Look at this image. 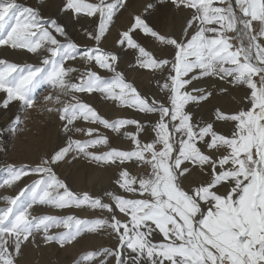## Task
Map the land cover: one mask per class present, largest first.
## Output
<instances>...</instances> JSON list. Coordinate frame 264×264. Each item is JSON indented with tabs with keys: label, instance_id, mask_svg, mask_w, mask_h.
<instances>
[{
	"label": "snow or ice",
	"instance_id": "1",
	"mask_svg": "<svg viewBox=\"0 0 264 264\" xmlns=\"http://www.w3.org/2000/svg\"><path fill=\"white\" fill-rule=\"evenodd\" d=\"M170 2L192 10L180 37L161 34L143 14H136L118 41L137 53L136 65L141 69L166 72L160 85L168 101L165 104L143 96L117 71L118 56L98 46L118 11L127 6L126 0H65L62 11L76 18H99L97 31H85L97 46L83 52L67 38L65 27L56 19H45L37 9L16 0H0V45L43 56L39 65L0 59V90L7 94L3 107L18 101L25 110L35 108L37 90L53 88L60 93L54 98L56 103H60L61 95L70 99L61 107L46 110L59 113L66 133L75 131L88 137L80 140L70 135L65 146L35 166L7 167V178L0 180V187H11L30 173L38 174L39 179L16 196L0 197L6 202L0 208V264H16L22 246L30 237L34 241L37 233L42 234L45 244L56 242L63 247L84 233L105 230L116 234L118 247L89 251L75 264H109V257H114L115 264H264V0H235V6L233 0ZM154 8L149 3L144 13ZM137 30L173 48V58L157 57L147 50L134 39ZM77 57L112 75L102 77L91 67L80 72L65 66ZM73 73H79L75 82ZM203 77H215L231 87H246L250 107L232 113L216 108L212 122L194 121L186 106L213 96V90H189L193 80ZM94 92L141 113L157 115L151 141L140 140L145 127L140 121H109L77 95ZM219 92L227 94L228 88L221 87ZM44 100L53 97L48 95ZM78 120L98 123L115 132L136 126V132L124 133L134 148L90 151L98 145L107 146L108 137L96 128L75 127ZM19 121L17 116L15 122ZM217 121L231 122L232 132L225 135L218 131L214 126ZM70 153H74L73 160L83 156L95 163L123 166L135 162L146 166L149 171L140 176L122 168L115 180L125 193L140 198L106 192L104 196L111 202H105L103 197L87 192H72L52 167ZM194 171L206 179L185 188L184 180ZM34 205L89 207L106 210L109 217L36 216L30 212ZM116 211L128 219L120 220ZM54 227L64 230L52 233ZM155 232L162 240L153 239ZM125 248L130 252L128 260L123 259Z\"/></svg>",
	"mask_w": 264,
	"mask_h": 264
},
{
	"label": "rangeland",
	"instance_id": "2",
	"mask_svg": "<svg viewBox=\"0 0 264 264\" xmlns=\"http://www.w3.org/2000/svg\"><path fill=\"white\" fill-rule=\"evenodd\" d=\"M16 2L24 7L37 9L45 19H56L59 24L65 27L67 38L80 46L81 52L85 48L97 46L96 41L89 39L85 35V31L95 32L98 30V16L76 18L71 12L62 11L65 0H16ZM107 2L112 3L114 0H107ZM126 3L127 6L118 11L113 23L98 46L118 56L117 71L122 72L125 78L133 83L143 96L150 99L154 98L167 104L166 94L160 87L166 72L160 73L141 69L136 65L137 53L127 48L126 45H120L118 41L121 38V33L128 30L132 25L136 14H143L144 18L161 34L180 37L186 22L192 16V10L183 6L177 8L171 4L170 0H165L164 3H160V0H126ZM149 3L154 4L155 8L150 10L149 13H144L145 6ZM233 4L235 6V0H233ZM216 6L224 5L217 3ZM56 35L58 39L64 40V37ZM133 37L157 57L171 60L174 56L173 48L160 45L153 38L143 35L139 30L133 33ZM0 59L19 65H39L43 56L30 53L27 49H13L8 45H0ZM65 66L75 67L80 72H83L87 67H91L92 70L98 72L102 77H110L112 75V73L100 69L95 64L93 66L86 65L80 57L75 60H68ZM78 75L79 73H73L71 79L75 82ZM192 87L213 90V96L208 101L200 103L190 102L186 106V111L193 115L194 121L212 122L216 108L232 113L239 109L250 107L246 99L249 95V90L246 87H231L226 82L219 81L215 77H203L193 80L189 90ZM221 87H227L228 93H220L219 89ZM37 93L36 107L25 110L18 101L10 102L7 108L3 107V101L7 98V94L0 90V180L7 178L6 169L8 166H35L40 163L42 158L50 157L56 150L67 144L70 135L73 139L84 140L88 138L84 133L75 131L66 133L63 127L64 122L59 119V113L46 110L47 108L61 107L70 97L61 95V101L58 104L54 99L57 95H60L57 90L45 86L38 89ZM48 95H51L53 100L45 101L44 97ZM77 95L82 101L92 105L102 117L109 121L121 118L140 121L145 126L144 131L140 133L142 142H150L153 138L152 129L158 119L157 115L144 114L131 107L123 106L117 101L106 99L98 92ZM17 116L20 117L18 124L15 122ZM214 126L225 135H229L234 127L231 122L220 121L215 122ZM75 127L84 129L89 127L96 128L99 134L108 137L109 144L107 146L98 145L90 149V151L102 153L112 147L122 150H132L134 148L132 140L124 135L125 132H136L137 129L134 125L125 126L120 132H115L98 123L78 120ZM96 135L94 133L93 137ZM72 155L74 153H70L63 162L52 165L57 177L64 181L72 192L78 195L87 192L93 197H103L105 202H111L108 197L104 196L106 192L126 195L129 198H140L132 197L131 194L125 193L116 185L115 180L118 178V173L122 168H127L133 175L140 176L149 171L146 166L138 165L135 162H126L123 166L95 163L83 156L73 160ZM37 179H39L38 174L30 173L11 187H0V197L16 196L21 189ZM204 179H206L205 176L194 171L183 183L185 188H187L196 181ZM5 206L6 202L0 199V208ZM30 212L36 216L74 215L78 218L89 219L109 217V213L106 210H93L89 207L57 209L52 206L34 205ZM115 214L122 221L128 219V217L118 211ZM63 230V227H54L50 231L57 233ZM153 239L158 242L162 240V236L155 232ZM117 247V236L111 230L84 233L75 241L63 247L56 242L45 244L42 234L37 233L34 241L30 237L29 242L22 246L21 253L16 258V264H75L82 254L89 251L103 248L116 249ZM129 255V250L127 248L123 249V259L128 260ZM109 264H115L114 257H109Z\"/></svg>",
	"mask_w": 264,
	"mask_h": 264
},
{
	"label": "bare ground",
	"instance_id": "3",
	"mask_svg": "<svg viewBox=\"0 0 264 264\" xmlns=\"http://www.w3.org/2000/svg\"><path fill=\"white\" fill-rule=\"evenodd\" d=\"M93 66V65H92ZM130 256V255H129ZM128 259H129V257H128Z\"/></svg>",
	"mask_w": 264,
	"mask_h": 264
}]
</instances>
